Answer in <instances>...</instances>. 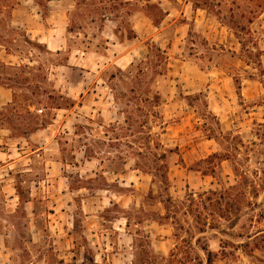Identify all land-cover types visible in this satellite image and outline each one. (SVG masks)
I'll return each instance as SVG.
<instances>
[{
  "label": "rangeland",
  "instance_id": "374dc122",
  "mask_svg": "<svg viewBox=\"0 0 264 264\" xmlns=\"http://www.w3.org/2000/svg\"><path fill=\"white\" fill-rule=\"evenodd\" d=\"M47 1L0 0V85L12 92L0 102V129L11 138L0 151L12 148L10 164L0 160V264H199L200 245L217 253L213 264H264V0H192L205 9L201 22L178 16L157 31L145 22L153 41L129 43L122 69L118 56L93 58L99 67L89 74L58 64L87 40L103 44L104 17L122 16L121 33L132 37L136 6L78 0L86 6L72 10L69 28L84 26L88 36L73 37L64 30L72 0ZM145 11L156 21L162 14L153 4ZM44 38L64 46L48 50ZM57 73L71 84H102L104 100L112 89L126 112L122 133L113 126L121 138L114 149L105 150L86 119L75 142L113 160L109 169H121L118 158L136 162L131 184L111 185L125 193L123 207L103 208L100 193L76 190L104 183L80 182L62 131L58 138L53 129L46 148L29 137L53 107L79 100L60 93Z\"/></svg>",
  "mask_w": 264,
  "mask_h": 264
},
{
  "label": "crops",
  "instance_id": "0c3cea01",
  "mask_svg": "<svg viewBox=\"0 0 264 264\" xmlns=\"http://www.w3.org/2000/svg\"><path fill=\"white\" fill-rule=\"evenodd\" d=\"M47 2L49 3L50 1L48 0ZM107 2H116V4L121 7L136 6V9H132L131 13L128 15V19L130 21V31L133 34L132 37H129L126 34L123 35L121 33L123 28L121 25L122 16L112 18L104 17L103 25L100 29V33L105 35L103 36V38H100L102 39L103 44L97 46L96 44H93L86 39L87 45L74 46L69 49L71 50V53L70 51H68L69 53L67 55L65 63L58 64L59 69H72V67H74L77 68V70L82 74H89L94 70L95 59H98L100 57L107 58V56H109L110 54L112 56H118L119 59L114 63H117L115 65L116 67H118V69H122V66L118 64L119 61L122 59V57L128 55L131 51H133L129 50L128 52L129 43H136V48L140 49L139 46H146L142 42L141 38L147 37L151 41H153V38H150L153 32H148L147 30L142 29V25L145 22L148 26H150V28L152 27L157 31V29H161L164 23L168 25L169 23L176 21L178 16L185 17L186 20L191 19L193 22H201L205 17V9L199 5L194 4L192 0H103L100 1L99 4ZM152 4L161 8L162 14L160 15L158 21H156L151 14H148L145 11V7ZM83 6H86V4L80 3L78 2V0H72V4L69 6L70 8H67L65 10V17L67 18V21L65 22L64 30L67 32V34H70L73 37H79L80 35H82V37H85V35H87L86 33L80 32L81 29H85L84 26L77 28L74 27L72 30H70L69 28V24L71 23L70 14L72 10L78 7L80 9V7L82 8ZM41 16L44 19L49 18V15H46L44 13H41ZM83 18L84 16H82V19ZM89 21L93 23L91 19ZM181 23L183 24V21ZM177 31L178 30L175 29V32ZM143 33H147V35L145 36ZM39 41H43L42 43L48 50H54L55 52H58V50H61L64 46L63 40L60 42L58 41L57 43L55 42L54 47H51L49 45L47 38H44V40L41 39ZM52 44L54 43L52 42ZM71 59L73 60L71 61ZM74 61H76V63ZM88 61H92L93 64H91L92 62H90V64L87 65ZM82 62L85 63L83 66H81ZM95 65L99 67L97 63ZM62 74L60 75L59 73H57V80L55 82L57 83V87L61 88L60 93H63V95H65L66 97H72V99L78 96V102L74 103L71 107L68 108L62 106L53 107L52 109L54 110V112L52 113L49 121L45 125H41V127L34 130L29 135V137L33 135H39L42 139L41 148H46L48 143L53 139L55 135L53 129L55 128L60 134H58V138L62 136V131L64 134H66L65 138L63 139L64 145H69L70 143V150L74 160L73 166L80 171V174L78 175V177L81 179L80 182L92 184L98 180H101L104 183L103 187L96 190L91 187H86L85 185L79 186L76 190L78 192L81 190H86L88 192L90 191L91 193L89 197L100 193L98 201L103 204V208H106L107 205L113 206L115 205V203H119V206L123 207V201L126 197L125 193L122 191H113L111 189V185L114 182L115 184H117V186L123 188L126 187V181L131 184L133 181L132 177H136L135 173L138 171L136 162L133 159L130 160V158L127 157L118 158V160L115 161L119 163L118 165L121 167V169H109L107 168L108 165L106 163L112 164L111 161L113 160L107 159L106 157H96L93 154L88 155L86 154V151H91L89 146L85 143L81 144L79 142L78 145H76L75 142L81 135L76 131V129L79 128L78 123L80 122V120L86 119L91 125H93L91 127V132L95 135H98V137L103 138V145L105 150L108 151L110 149H114L115 147L110 145L111 141H120L121 138L116 137L113 132V126L114 124H116L118 127L115 128V130L122 133L123 130L121 128V125L126 122V112H124L123 110H119L118 107L120 103L117 101L114 93H111L112 89H110V95L108 96L109 99L105 98L104 100L105 95H102V84L95 83L93 80L88 81L85 79L71 84L70 82L65 80V78L64 80H61V78L64 77ZM100 81L106 84L104 79H100ZM95 89L100 90H97L96 92ZM11 97L12 92L10 87L6 85H0V102L6 105ZM76 107H78L79 110H76ZM70 129L72 130V132ZM0 131V133H4V136L0 137V142H6V140L11 139L10 137L5 136V133L9 132L10 129L7 130L6 128H4L0 129ZM70 133L71 136L67 137ZM59 143L61 142L58 140V144ZM32 150L36 151L38 149L35 146ZM107 153L110 154L111 152ZM95 154L98 155V153L96 152ZM11 157L12 148H8L7 151H0V160L6 162V165L10 164L8 162H11ZM47 162L49 163L48 160ZM8 176L10 177L9 174ZM1 181L2 180H0V182ZM82 196V198H85L86 202L88 200L90 201V199H88V196L84 194H82ZM114 220L119 222L118 226H128L126 218L123 219L124 222L119 220V218H115ZM138 224L139 223H136V225ZM173 245L170 243L168 248L172 247Z\"/></svg>",
  "mask_w": 264,
  "mask_h": 264
},
{
  "label": "trees",
  "instance_id": "16d2710c",
  "mask_svg": "<svg viewBox=\"0 0 264 264\" xmlns=\"http://www.w3.org/2000/svg\"><path fill=\"white\" fill-rule=\"evenodd\" d=\"M195 217H196V220H199V217L198 215L195 214ZM199 240H196V243H198ZM189 245L190 246H193V244H191V242H189ZM203 255H204V259H201L198 261L199 264H203V260L205 262V264H213L214 260L216 259L217 257V253L212 251L208 245H200L199 246ZM176 249V246L173 247L172 249H170V256H172L174 250Z\"/></svg>",
  "mask_w": 264,
  "mask_h": 264
}]
</instances>
